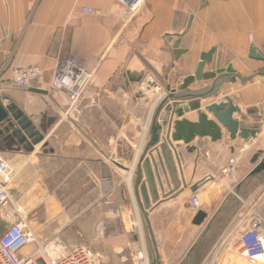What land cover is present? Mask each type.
<instances>
[{
  "label": "crops",
  "instance_id": "crops-1",
  "mask_svg": "<svg viewBox=\"0 0 264 264\" xmlns=\"http://www.w3.org/2000/svg\"><path fill=\"white\" fill-rule=\"evenodd\" d=\"M87 6L96 12H86ZM184 31L187 32L179 48L186 52L177 60L173 44L178 39L176 34ZM169 35L173 36L172 40ZM212 49H215L213 61L204 72L231 64L234 73L217 85L215 79H210L190 86L191 91L214 89L212 96L201 101L200 110L217 122L205 106L230 96L242 109L246 117L244 124L249 127L258 124L260 133L249 141L240 137L231 140L228 131L222 128L220 141L196 138L189 145L197 147L194 152H188L183 143L178 147L173 141L188 187L182 185L183 191L174 198H164L160 190L161 202L152 204L149 218L162 264H180L203 229L202 226L201 231L197 230L200 226L193 223L197 213L189 206L194 194L191 185L212 176L197 192L202 210L210 214L209 218L219 215L226 207L224 200L216 203L220 187L226 184L247 196L257 193L251 202H255L256 210L261 207L258 211L264 207V173L247 178L254 167L253 155L259 150L264 152V0H146L128 24H124L116 0H0V99L9 100L2 105L13 103L21 108L45 134L48 147L54 149L45 153L44 145L39 144L34 151H26L4 122L0 125V153L19 168L22 179L26 177L25 182L40 183L43 168L51 164L57 167L62 161L61 166L68 165L71 175H85V183L105 191L101 205L104 232L116 240L112 245L116 248L117 264H131V258H127L129 213L141 215L133 195L134 171L150 137L153 113L166 95V83L179 88L187 76L194 74L202 54ZM72 54L95 69V80L78 105L66 115L68 105L51 90V84L57 64ZM31 65L42 70L40 86L16 87L13 69ZM146 74H152L163 87L155 97L146 98L150 101L148 107L141 106L134 90L126 84L127 80L136 83L141 78L138 82L141 91ZM232 77L236 78L235 82L230 81ZM32 89L48 93L40 94ZM197 113V110L185 112L180 118L175 115L174 119L196 121ZM170 116L163 108L159 122L169 120ZM234 118L241 119L238 114ZM166 131L164 127L161 135ZM129 151L134 152L133 161L125 157ZM173 154L175 158L174 151ZM153 155L158 162L157 152ZM232 158H239V163L233 173H226L224 170ZM113 160L130 170L119 168ZM175 162L179 172L176 158ZM105 171H110L112 176L104 178ZM161 177L168 193L162 172ZM70 178L73 180V176ZM21 199L23 206L28 205L23 195ZM226 201L230 203L227 206L231 205L230 199ZM251 213L248 209L240 213L227 237L231 244L209 253L208 264H222L227 260L230 264H240L246 260L240 253L239 237ZM82 232L90 233L88 229ZM110 250L112 247L107 253Z\"/></svg>",
  "mask_w": 264,
  "mask_h": 264
},
{
  "label": "water",
  "instance_id": "water-1",
  "mask_svg": "<svg viewBox=\"0 0 264 264\" xmlns=\"http://www.w3.org/2000/svg\"><path fill=\"white\" fill-rule=\"evenodd\" d=\"M192 19L193 17L190 18L188 27H190ZM186 32L187 31H184L181 34H176L178 39L174 42L173 49L174 57L177 60L186 52V50L179 48L181 39ZM169 38L172 40L173 36L169 35ZM254 50L255 49H253V51ZM214 52L215 49H212L208 53L202 54L201 60L194 74L187 76L179 88H172L167 82L170 70L168 71L165 76V82H167L165 85L166 95L158 102L155 108L149 129L150 137L139 156L136 170L134 171L133 195L142 214L145 230L149 234V238L152 242L153 256L150 264H162L158 245L149 218V211L154 207L152 204L161 202L160 190L164 198H174L183 191L180 189L182 185L184 188L188 187L180 154L178 153L177 148L173 145V141L178 143V147L180 146V143H183L184 145H187L188 152H194L197 147L189 145H191L196 138L203 139L208 137L212 142L220 141L223 139L222 128H225L228 131L231 140H236L240 137L249 141L251 138H256L258 133H260L258 124L252 127L244 124L246 117L242 113V109L234 103L233 98L230 96H225L224 101L205 106L206 111L211 113L218 123L209 119L208 115L200 110L202 106L201 101L212 96L214 89L209 88L205 90L191 91L190 86L195 82L210 79H215V85H217L224 80L228 74L234 73V68L231 64L227 66V68H219L216 71L204 72L205 67L212 63ZM174 66L175 64L172 63L171 68ZM140 79L141 78H139L136 83H133V80H130L131 83L127 80L126 84L129 89L132 88L134 90L135 97L138 99L141 106L148 107L150 101L146 99L143 93L138 89V82L141 81ZM230 81L235 82L236 78L232 77ZM32 91L40 94L48 93L46 90L42 89H32ZM163 108H166V110L171 113V116L169 120H163L162 123H160L159 115ZM194 110H197L198 112L196 121H190L188 118H182L180 120L174 119L175 115L180 118L185 112ZM234 114H238L241 119L234 118ZM4 122L7 123L8 128L12 129V137L15 138L26 151L32 152L35 150V146L43 144L45 153L54 152L53 148L48 147V142L45 140V134L16 104L12 103L11 105L4 107L0 102V125ZM164 127H167V131L164 135H161ZM160 141L162 142L160 143ZM172 148L175 152L179 172ZM154 151L157 152L158 162L153 155ZM125 157L130 161H133L134 152H127ZM113 162L121 169L126 171L130 170V168L115 160H113ZM251 163L254 164V167L247 174V178L264 173L263 150H259L253 155ZM161 172L164 175L165 182L169 188L168 193L165 192V183L162 180ZM111 176L110 171H105L103 175L104 178H110ZM212 179V176H209L204 180L191 185V191L197 193L204 183ZM208 217L209 215L206 211L199 210L193 219V223L198 226L203 225ZM211 224L212 220L208 223V229ZM213 244L214 243L202 233L180 264H192L193 260L194 264H200Z\"/></svg>",
  "mask_w": 264,
  "mask_h": 264
},
{
  "label": "rangeland",
  "instance_id": "rangeland-1",
  "mask_svg": "<svg viewBox=\"0 0 264 264\" xmlns=\"http://www.w3.org/2000/svg\"><path fill=\"white\" fill-rule=\"evenodd\" d=\"M61 163L62 161L58 162L57 167L51 164L50 167L43 168L42 179L38 184L30 180L25 182L26 177L22 179L21 174L18 173L14 181L13 193L19 209L24 213L39 239L45 244L59 245L65 249L82 246L91 251L98 264H117L116 248L112 245L116 240L108 238L107 233L104 232L106 227L101 216L105 191L96 190L92 183H85V175H71L68 165L61 166ZM22 183L25 184L23 193ZM22 195L28 205H22ZM256 196L257 193L251 196H247V193L241 194L232 185L226 184L220 187V196L216 203L224 200L226 207L219 215L208 217L206 225L204 224L207 220L197 228L200 230L203 226L201 234L204 233L214 243L200 264L209 263L207 258L209 253L219 248H228L231 240H227V237L233 231L235 219H238L240 213L247 211V204L254 201ZM227 199L232 202L229 206H227L230 204L227 203ZM260 209L261 207H258V210ZM211 220L212 224L208 229V223ZM133 222L139 223V227L134 231L131 230ZM87 229L90 231L89 234L82 232ZM127 229L130 230V249L127 258H131V264H142L145 258L150 262L153 256L152 242L145 230L142 214L129 213ZM4 230V227L0 228V231ZM221 242L224 244L226 242V244L221 245ZM111 247L112 250L107 253L108 248ZM222 264L230 263L227 260ZM240 264L263 263L243 260Z\"/></svg>",
  "mask_w": 264,
  "mask_h": 264
},
{
  "label": "built area",
  "instance_id": "built-area-1",
  "mask_svg": "<svg viewBox=\"0 0 264 264\" xmlns=\"http://www.w3.org/2000/svg\"><path fill=\"white\" fill-rule=\"evenodd\" d=\"M116 1L121 7L124 24L131 22L146 3V0ZM85 11L96 12L89 6ZM41 76V68L35 65L13 69V83L18 88L30 89L40 86ZM94 80L95 69H90L77 55H69L57 64L51 90L67 103L66 115L78 105ZM162 88L152 74H146L141 82V91L148 99L155 97ZM0 102L6 103L9 100L0 99ZM238 163L239 158H232L229 167L224 171L233 173ZM18 173L19 168L0 153V228L5 229L0 232V264H98L91 251L85 247L74 246L65 249L59 245L45 244L39 239L19 209L13 193ZM189 206L194 213L202 210L201 199L197 193L191 195ZM247 207L252 213L251 218L245 220V230L240 233V253L248 262L264 264V207L261 211L256 210L255 202L248 203ZM138 227L139 223L133 222L131 230L134 231ZM146 260L147 258L145 262Z\"/></svg>",
  "mask_w": 264,
  "mask_h": 264
},
{
  "label": "bare ground",
  "instance_id": "bare-ground-1",
  "mask_svg": "<svg viewBox=\"0 0 264 264\" xmlns=\"http://www.w3.org/2000/svg\"><path fill=\"white\" fill-rule=\"evenodd\" d=\"M140 255L142 256V253H140ZM144 264H149L148 259L146 260V262Z\"/></svg>",
  "mask_w": 264,
  "mask_h": 264
},
{
  "label": "flooded vegetation",
  "instance_id": "flooded-vegetation-1",
  "mask_svg": "<svg viewBox=\"0 0 264 264\" xmlns=\"http://www.w3.org/2000/svg\"><path fill=\"white\" fill-rule=\"evenodd\" d=\"M193 259H194V258H193ZM192 264H194V260H193Z\"/></svg>",
  "mask_w": 264,
  "mask_h": 264
}]
</instances>
